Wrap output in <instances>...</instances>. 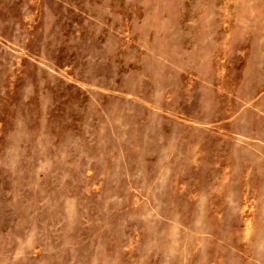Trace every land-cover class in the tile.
I'll use <instances>...</instances> for the list:
<instances>
[{
	"label": "rangeland",
	"instance_id": "1",
	"mask_svg": "<svg viewBox=\"0 0 264 264\" xmlns=\"http://www.w3.org/2000/svg\"><path fill=\"white\" fill-rule=\"evenodd\" d=\"M0 264H264V0H0Z\"/></svg>",
	"mask_w": 264,
	"mask_h": 264
}]
</instances>
